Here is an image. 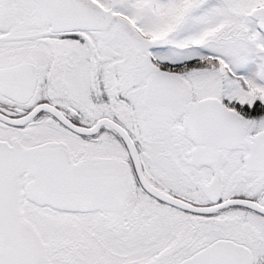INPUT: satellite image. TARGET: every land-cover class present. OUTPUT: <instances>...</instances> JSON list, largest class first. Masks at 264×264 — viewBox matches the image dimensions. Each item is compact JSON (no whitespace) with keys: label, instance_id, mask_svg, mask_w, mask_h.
I'll use <instances>...</instances> for the list:
<instances>
[{"label":"snow or ice","instance_id":"1","mask_svg":"<svg viewBox=\"0 0 264 264\" xmlns=\"http://www.w3.org/2000/svg\"><path fill=\"white\" fill-rule=\"evenodd\" d=\"M0 264H264V0H0Z\"/></svg>","mask_w":264,"mask_h":264}]
</instances>
